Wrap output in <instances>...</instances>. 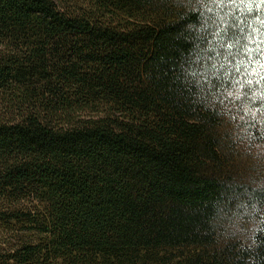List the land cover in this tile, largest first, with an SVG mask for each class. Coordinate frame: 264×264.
Here are the masks:
<instances>
[{
	"label": "trees",
	"instance_id": "obj_1",
	"mask_svg": "<svg viewBox=\"0 0 264 264\" xmlns=\"http://www.w3.org/2000/svg\"><path fill=\"white\" fill-rule=\"evenodd\" d=\"M260 55L264 0H0V264H264L225 228Z\"/></svg>",
	"mask_w": 264,
	"mask_h": 264
},
{
	"label": "rangeland",
	"instance_id": "obj_2",
	"mask_svg": "<svg viewBox=\"0 0 264 264\" xmlns=\"http://www.w3.org/2000/svg\"><path fill=\"white\" fill-rule=\"evenodd\" d=\"M254 59L252 57L251 61ZM253 63L248 79L242 76L226 95V127L233 136L230 144L235 149L232 163L234 179L247 188L264 190V94L260 93V89L264 93V56L260 55ZM247 83L259 88L260 95H252L251 102L245 101ZM263 221L264 203L251 200L239 203L226 217V234L249 243Z\"/></svg>",
	"mask_w": 264,
	"mask_h": 264
},
{
	"label": "snow or ice",
	"instance_id": "obj_3",
	"mask_svg": "<svg viewBox=\"0 0 264 264\" xmlns=\"http://www.w3.org/2000/svg\"><path fill=\"white\" fill-rule=\"evenodd\" d=\"M241 31H242V29H241ZM232 46H233V45H231V44L229 45L230 48H231Z\"/></svg>",
	"mask_w": 264,
	"mask_h": 264
}]
</instances>
